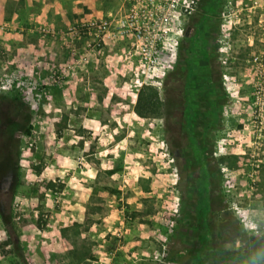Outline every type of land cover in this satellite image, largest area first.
Here are the masks:
<instances>
[{
	"label": "rangeland",
	"instance_id": "rangeland-1",
	"mask_svg": "<svg viewBox=\"0 0 264 264\" xmlns=\"http://www.w3.org/2000/svg\"><path fill=\"white\" fill-rule=\"evenodd\" d=\"M5 10L0 264H184L201 233L206 250L260 252L253 264H264V0H8ZM163 12L167 20H160ZM142 24L138 38L134 27ZM154 37L153 63L146 65L142 51ZM78 83L85 89H71ZM141 86L156 90L162 113L135 116L128 130L100 111L99 159L93 157L92 131L69 126L79 123V101L106 99L126 111ZM188 106L196 113L192 125ZM69 128L80 136L70 148L88 154L95 169L82 167L74 176L96 172L110 194H131L128 186L118 188L128 148L134 164L126 179L152 178L146 201L127 197L143 202L142 228L128 217L132 226L121 233L100 220L93 229L51 228L65 184L41 170L50 147H69L60 139ZM110 199L129 215V202Z\"/></svg>",
	"mask_w": 264,
	"mask_h": 264
},
{
	"label": "crops",
	"instance_id": "crops-1",
	"mask_svg": "<svg viewBox=\"0 0 264 264\" xmlns=\"http://www.w3.org/2000/svg\"><path fill=\"white\" fill-rule=\"evenodd\" d=\"M8 0H0V26H4V24H10L9 19L5 18V7ZM11 19V18H10ZM42 26V25H41ZM45 26V25H43ZM50 28L53 26L51 24H48ZM74 72V70H73ZM74 86V87H73ZM71 86V89H74L78 87L79 89L83 88L85 89L86 85L79 84L77 86L73 85ZM89 86V85H88ZM103 103H99V105H93L89 103H86L87 101H79V118L80 120L77 121V125L73 122L72 126L75 128V126L81 125L82 128L90 129L92 132V139L95 138L96 147L94 148L93 157L99 159V113L100 111H104L105 115H107L110 120L115 119L118 123H122L125 127H127L128 130L130 129V123L133 121L135 116H137L133 111L134 101L132 102L131 106L128 104V108L126 111H118L116 108L113 109V106H119L118 104L109 103L108 100L103 99ZM70 108H76V103L69 104ZM72 106V107H71ZM85 106V107H82ZM102 106H110L112 109L110 110H101L100 108ZM93 113L94 117L91 115V117L88 116V114ZM73 112H70V115H72ZM96 117V118H95ZM72 116L68 118V120H71ZM76 119V118H75ZM69 133H63L60 137L61 140H68L64 142V146L68 145L69 147L65 148L60 145V147H50L51 151L49 153L50 161L47 165H45L41 170L42 176H48V178H55L61 182H64L65 188H63V192L60 193V202L62 206V210H54L53 215H51V218L49 220V224L51 228L54 231H59L60 228H67L69 226L73 225H80L83 223H86L88 229H93L94 225H96L97 221L100 220V222L108 223V228H111V233L113 232H119L121 233V228L124 229L125 232L128 231L129 228H131L129 222H125L126 218L131 219L133 218L138 221H135L136 226H139L135 228L136 230L138 228H142L143 226V218L145 217L144 214V205L141 201H134V204H131V202L128 200L127 197L132 196V199L135 197L141 198L143 201H146L147 197L150 196L151 190L153 189L154 182L152 181V178L146 182L143 178L144 175H140L142 178L138 179L137 177L133 178V181H129L126 179L127 176L131 175V170H133V164L134 161H131V154L133 152H130L128 148H125L124 155H123V165H122V172L124 174L121 175V180L119 181L120 186L118 188L126 187L128 186V189H131V194L124 196V191L120 192V194H110L107 189L103 188L101 183L99 182L98 178H95L96 172H91L87 175V177H76L74 176L76 171L82 170V167L84 169L88 170H95L92 166L91 158L87 159V155L85 154L83 157V153H79L77 150H72L71 143L74 142V138H79L78 134H75L74 131L66 129ZM124 132V130H122ZM125 140L120 139L118 142V146L122 143H124ZM61 141L60 143H62ZM86 143V141H84ZM128 142V141H126ZM59 146V144H57ZM42 150L38 149L37 152H35V158L40 159ZM76 154V155H75ZM73 155L77 156L80 155V158L82 161L80 162V165L76 166L74 164ZM131 161V162H130ZM39 162V161H37ZM63 162V163H62ZM130 162V163H129ZM75 165V166H74ZM47 171V172H46ZM60 171V172H57ZM146 178V177H145ZM101 188V190H99ZM62 191V190H61ZM126 194V191H125ZM58 197L55 199V201H58ZM110 198H113L114 200H123V202H129L131 205L129 206L131 209V212H129V215L127 211L124 212L122 209L123 204L120 203V206H114L111 204L113 202ZM54 201V202H55ZM109 204L108 208L103 207V203ZM127 204V203H126ZM142 209L140 210L139 207L142 206ZM99 211V213H98ZM128 215V216H127ZM139 217V218H138ZM143 217V218H142ZM147 218H150L147 216ZM103 223V225L105 224ZM58 232V233H59ZM123 246H128L127 239L122 241L121 243Z\"/></svg>",
	"mask_w": 264,
	"mask_h": 264
},
{
	"label": "trees",
	"instance_id": "trees-1",
	"mask_svg": "<svg viewBox=\"0 0 264 264\" xmlns=\"http://www.w3.org/2000/svg\"><path fill=\"white\" fill-rule=\"evenodd\" d=\"M186 72L188 76H192L190 67L185 63ZM134 113L141 118L147 117H157L159 116L162 109V102L159 99L155 89L149 86H141L138 89L135 103L133 106ZM187 113L193 115V118L189 119L191 125L196 121V113H194L193 108H187ZM4 129H0L1 138H3ZM3 165V174L8 175L10 173L8 161L5 160ZM5 222V219L3 220ZM202 241L198 243V246H192L190 254L184 264H212L213 261L223 260L231 261L239 264H253L259 259L262 253H245L240 251L224 250V249H205V244L207 242L206 235L201 233L200 235Z\"/></svg>",
	"mask_w": 264,
	"mask_h": 264
},
{
	"label": "built area",
	"instance_id": "built-area-1",
	"mask_svg": "<svg viewBox=\"0 0 264 264\" xmlns=\"http://www.w3.org/2000/svg\"><path fill=\"white\" fill-rule=\"evenodd\" d=\"M169 5V7H173L174 6V1H171L167 4V6ZM131 17H133L132 13L130 15ZM131 20V18L129 19ZM160 20H167V13L163 12V14L161 13V17ZM0 28H2V26H0ZM135 31H136V36L138 38H140V33L144 31H146V28L144 27V25H139V27H134ZM162 31L165 32V29H162ZM159 39V37H154V38H150L148 39V43H149V47H146V51H142L143 57H144V62L146 65H151L153 63L152 59H150L151 57V48H153L154 43ZM144 50V49H143ZM146 55V58H145ZM51 77V75H50ZM59 80V76L58 75H54L53 76V82H57ZM80 164V161L78 162Z\"/></svg>",
	"mask_w": 264,
	"mask_h": 264
}]
</instances>
